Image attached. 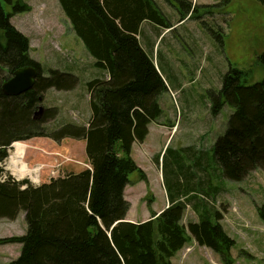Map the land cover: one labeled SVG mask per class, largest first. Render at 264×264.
Instances as JSON below:
<instances>
[{"label": "trees", "instance_id": "obj_1", "mask_svg": "<svg viewBox=\"0 0 264 264\" xmlns=\"http://www.w3.org/2000/svg\"><path fill=\"white\" fill-rule=\"evenodd\" d=\"M26 1L0 0V218L14 220L24 212L28 225L25 235L0 240V245H22L20 256L10 264H172L191 241L230 264L235 241L223 229V215L214 209L219 188L212 180L239 182L264 169V79L247 85L252 70L230 68L212 110L217 115L225 104L234 108L214 147L215 167L208 166L202 151L189 154V166L175 156L166 173L173 176L170 185L165 182L169 207L160 214L152 211L147 222L130 223L125 198L130 175L138 173L147 182L131 158L132 149L145 142L150 124L160 122L159 101L168 89L139 31L145 21L160 28L175 26L154 0H59L71 30L104 76L86 84L91 107L87 125L50 127L59 109L44 106L45 93L72 91L79 78L57 69L44 75L42 65L31 57L29 37L11 23L16 14L31 10ZM177 1L181 24L197 6L190 0ZM257 1L264 6V0ZM6 5L14 10L7 12ZM258 63L264 70V53ZM23 68L37 71L33 87L19 96L5 95L3 84ZM41 107L43 114L36 118ZM36 138L85 141L90 168L39 186L4 178L2 165L12 146ZM165 157L163 150L159 166L161 160L165 165ZM189 206L198 221L185 225Z\"/></svg>", "mask_w": 264, "mask_h": 264}, {"label": "rangeland", "instance_id": "obj_2", "mask_svg": "<svg viewBox=\"0 0 264 264\" xmlns=\"http://www.w3.org/2000/svg\"><path fill=\"white\" fill-rule=\"evenodd\" d=\"M26 2L31 10L16 14L11 23L29 37L31 57L42 65L44 75H48L51 69L71 73L69 67L75 64L78 68L73 73L79 78L74 90L50 89L45 93L44 106L59 109L57 119L47 126L57 127L63 123L87 125L91 107L86 84L104 72L95 67V60L86 52L83 43L75 34L72 35L59 0ZM211 3L198 5L193 16H187V21L181 24L178 23L181 18L178 14L175 28L156 39L150 54L168 88L159 101L163 111L160 123L167 127L152 124L143 145L136 143L132 150L131 158L148 177L144 183L138 173L130 175L132 186L142 183L136 188L135 196L129 198L133 201L130 215L138 217L139 221L133 219L137 223L151 220L154 215L151 206L157 214L168 208L169 205L165 207L167 199L163 185L173 182V176H166V173L175 156L189 166L193 163L189 154L202 151V155L209 159L208 166L215 167L214 147L219 137L225 134L234 108L225 104L217 115L212 110L218 101L224 75L230 68L244 72L252 70L247 85L264 79V70L258 63L259 56L264 53V6L257 0H211ZM13 10V5H6L7 12ZM74 41L79 46H75ZM81 49L83 53L80 54ZM21 143L26 146L23 162L30 169L39 170L38 178L35 173L21 175L14 172L11 167L14 145L2 165L4 178L11 176L17 182L28 180L33 186H39L53 178L90 168L85 141L67 139L56 143L36 138ZM163 150L166 153L165 165L161 160L159 166ZM212 184L219 188L218 195L212 198L214 209L223 215V229L235 241L230 264H264V218L261 216L264 169L252 171L239 182L214 178ZM133 190L136 191L130 189L129 192ZM145 193L147 205L150 203L151 206L142 210L144 206L138 205L137 198ZM145 213L148 215L146 218L143 217ZM197 221L196 211L189 206L183 223L187 225ZM27 226L24 212L14 220L0 218V240L25 235ZM21 251L19 243L0 245V264L15 261ZM172 264L226 263L220 255L191 241L172 259Z\"/></svg>", "mask_w": 264, "mask_h": 264}, {"label": "crops", "instance_id": "obj_3", "mask_svg": "<svg viewBox=\"0 0 264 264\" xmlns=\"http://www.w3.org/2000/svg\"><path fill=\"white\" fill-rule=\"evenodd\" d=\"M154 1L157 3V5L159 6V8L162 9L161 11L164 12V15L169 19V21L172 24H175V22L177 21L176 20V16L181 12V9H182L181 6H180V3L177 0H154ZM190 1H192V3H193L194 6H198V5L199 6H201V5H208L209 3H211V0H205L204 3H201V0H190ZM211 4H213V3H211ZM186 21L187 20L185 19L184 22H186ZM67 22L69 23L68 20H67ZM69 27L71 29L70 23H69ZM163 29L164 30H162L160 27H158L156 25L150 24L148 21H145L144 23H142L141 28H140V31H139V39H140V42H141L142 46L144 47V49L149 54H151L153 52L154 48H155V41H156V39L159 36H162L164 33L166 34L170 30V29H166V28H163ZM71 33H72V30H71ZM73 34L74 33H72V35ZM74 43L76 44L75 46H79V45H77L78 44L77 41H74ZM72 49L74 50V48H72ZM74 52H75V50H74ZM81 53H83V49L80 50V54ZM71 67L74 68V70H71L70 69L71 70L70 71L71 73H74L78 69L77 68V64H75V65H73ZM152 124H154V125H156V126H158L160 128L167 127L166 125H164V124H162L160 122L159 123H152ZM152 124H150V126H149V132L151 130ZM134 147H135V144L133 146V149H134ZM148 182H149V179H148ZM144 183H146V182H144ZM141 184H142L141 182H138L134 186H132L131 183H130V185H128V187L125 189V198H126V200L128 202L131 201L130 204L132 203V205H133V201L132 200H129V198L130 197L133 198V195L135 196V194L137 193L136 188L139 185H141ZM130 189H135L136 191L133 190L132 192H129ZM164 192H165V196H166V199H167V203L165 205V207H166L167 205H169V194H168V189H166L165 186H164ZM146 197H147V194L145 193L143 196H140L139 198H137L138 199V205L144 206V207H142V210H144L145 208L148 209V207L150 208V206H151V205H149L150 203L147 205V201H146L147 198ZM151 209L153 210V212H156L154 210V207L153 206H151ZM158 212H161V211H158ZM147 216L148 215H146V213H145L143 217L146 218ZM133 219H135L136 221L137 220L139 221L138 217H132L130 215V211H129V213H128L127 217H126V221L127 222H130V223L137 224V222L133 221Z\"/></svg>", "mask_w": 264, "mask_h": 264}, {"label": "water", "instance_id": "obj_4", "mask_svg": "<svg viewBox=\"0 0 264 264\" xmlns=\"http://www.w3.org/2000/svg\"><path fill=\"white\" fill-rule=\"evenodd\" d=\"M37 78V71L34 68H23L17 70L13 77L6 81L2 86V91L7 96H19L29 91ZM43 108H40L39 114L43 113Z\"/></svg>", "mask_w": 264, "mask_h": 264}, {"label": "bare ground", "instance_id": "obj_5", "mask_svg": "<svg viewBox=\"0 0 264 264\" xmlns=\"http://www.w3.org/2000/svg\"><path fill=\"white\" fill-rule=\"evenodd\" d=\"M15 152L11 158V167L15 173H20L21 175H33L35 173L36 178H38V169H30L24 162L26 146L23 143H15Z\"/></svg>", "mask_w": 264, "mask_h": 264}, {"label": "clouds", "instance_id": "obj_6", "mask_svg": "<svg viewBox=\"0 0 264 264\" xmlns=\"http://www.w3.org/2000/svg\"><path fill=\"white\" fill-rule=\"evenodd\" d=\"M61 8V7H60ZM31 48H32V46H31ZM37 61V60H36ZM90 99V98H89ZM42 108V107H41ZM43 114V113H42ZM175 128V127H174ZM172 129H173V127H172ZM13 148H14V146H13ZM163 152V151H162ZM164 186H165V184H164ZM169 205H170V203H169ZM169 207V206H168Z\"/></svg>", "mask_w": 264, "mask_h": 264}]
</instances>
